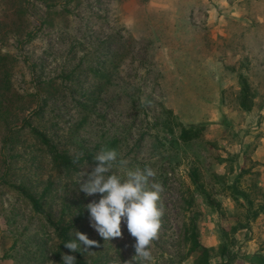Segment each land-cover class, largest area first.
<instances>
[{
    "label": "rangeland",
    "instance_id": "rangeland-1",
    "mask_svg": "<svg viewBox=\"0 0 264 264\" xmlns=\"http://www.w3.org/2000/svg\"><path fill=\"white\" fill-rule=\"evenodd\" d=\"M220 4L0 0V264H60L65 253L28 197H41L53 221L62 208L63 222L75 206L99 199L79 191L95 164L82 161L74 171L54 166L33 128L69 156L115 149L128 169L156 173L149 190L161 185L152 259L134 258L135 240L123 223L121 237L104 241L86 217L71 230L74 238L80 232L97 241L86 264H195L193 254L184 256L189 194L202 213L198 239L213 249L211 263L264 264L261 213L245 218V199L255 209L264 198V161L251 157L264 142V16L244 24ZM222 18L230 21L220 24ZM241 77L250 91L248 111L238 106ZM181 124L203 125L202 137L180 141ZM191 166L219 200L222 216L191 192ZM109 174L123 178L118 167ZM220 243L232 258L216 255Z\"/></svg>",
    "mask_w": 264,
    "mask_h": 264
},
{
    "label": "clouds",
    "instance_id": "clouds-1",
    "mask_svg": "<svg viewBox=\"0 0 264 264\" xmlns=\"http://www.w3.org/2000/svg\"><path fill=\"white\" fill-rule=\"evenodd\" d=\"M145 101L142 100V103ZM128 161L118 160L115 149L103 148L95 157V166L91 172H84L79 181V191L85 196H99L85 207L89 213V224L105 241L122 236L123 223L128 233L134 238V258L150 261L152 259L150 247L158 239L161 227L162 209L158 207L161 192L159 183H152L149 190V178L156 173L147 168H127ZM118 167L123 178L111 173ZM86 177V179H84ZM76 239L64 243L69 252L75 253L83 245V249L98 246L97 241L91 240L87 235L75 232ZM79 241V242H77ZM63 264H76L73 255L64 254Z\"/></svg>",
    "mask_w": 264,
    "mask_h": 264
},
{
    "label": "trees",
    "instance_id": "trees-1",
    "mask_svg": "<svg viewBox=\"0 0 264 264\" xmlns=\"http://www.w3.org/2000/svg\"><path fill=\"white\" fill-rule=\"evenodd\" d=\"M29 37V35H27ZM250 91L248 84L246 83V80L244 78H240V87H239V93H238V106L242 110L248 111L250 108ZM85 107V105H84ZM168 123V122H167ZM204 130L203 125H183L181 124L178 127V139L184 143L189 142L193 139H199L202 137V133ZM32 134L40 141V143L44 146V148L47 150L48 154L51 156V160L56 167H62L64 169H71L74 171L76 166L82 162L87 161L88 163L95 164V156L93 155V149H86L85 155L76 157V156H69L65 154L64 152H61L55 148V146L50 142V140L37 129H31ZM114 141H110L109 146L114 147ZM95 146V145H94ZM187 176L189 178L190 184L192 185L191 192H194L196 195H199L201 197L202 203L207 206L210 211H212L217 216H222V210L220 202L217 198H215V194L212 193L209 189H207L201 179L200 176V170L197 166H191L188 170ZM213 177L215 180H218L220 176L213 173ZM223 191V188H222ZM264 197V194L262 195ZM31 206L36 210L38 213H44L47 222L51 225V227L54 228L55 236L58 239V247L63 250L64 254L73 255L76 258V264H86L84 261V256L88 250L90 251L93 249V247L89 248L88 250L79 248L77 252L72 253L69 252L64 247V243L68 241H72L76 238L72 237L71 230L75 229L86 217H89V213L87 211V208L84 206H75L73 214L71 215L69 221L63 222V209L61 208L59 211V216L57 219L53 221L51 215H49L47 212L43 211L41 208L42 201L41 197H28ZM234 201H237V198H233ZM246 205L248 206V209L250 211V215H245V218H250L251 220H254L259 213L264 212V198L263 201L258 203V205L255 207V209H250L252 203L251 200L245 199ZM184 204L186 210H188L189 214L187 215V221L184 223L183 228V237L184 240L187 242L188 246L184 253V256H189L191 254L194 255V263L195 264H229V260L227 261H219L215 263H211L210 259L212 258L213 249L211 247H208L206 245H203L200 243L198 236H199V220L202 216L201 211L194 208V198L193 195L189 194L188 197L184 199ZM247 216V217H246ZM249 216V217H248ZM246 223H241L238 225H232L230 226V232H234L238 228L245 227ZM221 235L223 238H226V232L222 225L220 226ZM78 242V241H77ZM228 246L224 243H220L216 248V255L219 257L227 256ZM231 258L234 256L233 254L228 255ZM227 256V258H228ZM59 257L57 252V258ZM60 260V264H63L62 259Z\"/></svg>",
    "mask_w": 264,
    "mask_h": 264
},
{
    "label": "crops",
    "instance_id": "crops-1",
    "mask_svg": "<svg viewBox=\"0 0 264 264\" xmlns=\"http://www.w3.org/2000/svg\"><path fill=\"white\" fill-rule=\"evenodd\" d=\"M213 0V2H224L223 5L220 4V6H228L227 11L232 13L233 17L236 16L237 21L240 19L242 23H252V20L254 18H257V20H260L264 16V0ZM227 3V4H225ZM254 11L255 14H251V12ZM245 13V15H244ZM228 16V14H226ZM255 20V21H257ZM264 20L261 19V21ZM227 21H230V19H220V24H227ZM244 21V22H243ZM250 41H257L254 37L247 38ZM251 157L255 158L259 161H264V142L261 141L260 144H258L251 152ZM259 218H261V221L259 222V234L261 235L259 239V243H262L264 246V212L259 215ZM263 240V241H262Z\"/></svg>",
    "mask_w": 264,
    "mask_h": 264
}]
</instances>
